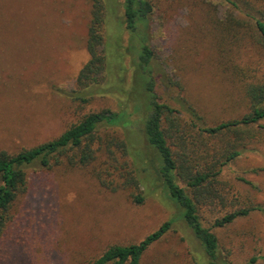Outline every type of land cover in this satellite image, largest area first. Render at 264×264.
Wrapping results in <instances>:
<instances>
[{
  "label": "rangeland",
  "instance_id": "rangeland-1",
  "mask_svg": "<svg viewBox=\"0 0 264 264\" xmlns=\"http://www.w3.org/2000/svg\"><path fill=\"white\" fill-rule=\"evenodd\" d=\"M102 1L112 58L101 86H112V92L82 103L72 94L90 58L93 0H0V150L15 154L58 137L90 112L120 110L124 95L118 88L130 87L135 54L128 51L123 0ZM151 1L159 100L180 111L188 135L194 130L189 108L200 116L198 128L240 118L248 111L242 86L264 74V46L256 40L257 31L238 25L230 15L256 25L264 21V0ZM131 122L128 130L104 129L127 138L145 201L135 203L128 188L106 189L91 166H30L27 189L13 202L2 227L0 264H87L109 246L137 243L169 220L171 229L145 252L141 264H204L197 238L162 191L155 158L139 133L141 118ZM259 132L199 195L178 180L195 197L202 223L219 239L218 264H247L255 256L254 264H264V131ZM188 140L187 152L198 159L194 148L202 152L204 144ZM242 208L251 211L214 226L225 213Z\"/></svg>",
  "mask_w": 264,
  "mask_h": 264
},
{
  "label": "trees",
  "instance_id": "trees-1",
  "mask_svg": "<svg viewBox=\"0 0 264 264\" xmlns=\"http://www.w3.org/2000/svg\"><path fill=\"white\" fill-rule=\"evenodd\" d=\"M123 10L122 23L129 34L128 51L134 53L135 57L131 60L133 73L130 87L125 89L127 91L118 88L124 95L120 110L102 109L90 112L58 137L18 153L0 150V234L13 202L27 189V168L33 165H39L43 169L64 163L71 167H94V175L103 187L114 191L128 188L131 190L132 200L143 203L145 195L141 181L129 161L131 152L127 138L107 133L104 129L106 126L127 129L126 126L134 118H141L139 133L146 151L155 158V171L162 182L164 195L174 204L176 215L182 214L181 217L185 220L183 226L192 230L197 238L204 264H218L219 239L202 223L195 197L178 180L186 182L194 195H199L206 183H210L212 179L215 183L223 167L249 148L259 131H264V74L252 76L242 86V97L247 103L248 111L240 118L198 128L200 116L189 108L192 115L190 125L194 130L188 135V127L181 128L180 111L161 102L156 92L158 80L151 45L154 4L151 0H123ZM230 17L249 31H257L256 40L261 41L258 43L264 46V21L257 20L256 25H252L243 19L232 15ZM105 25V4L102 0H93L87 37L90 58L79 71L77 88L72 94L74 100L82 103L90 101L94 94L112 92V86H101L111 70L112 58L107 50ZM122 69L123 66H119V70ZM136 90L140 91L137 95L139 97L132 98ZM128 91H131V96H127ZM188 139L192 144H204L202 152L194 148L198 159L190 154L193 151L187 152L190 143ZM208 139L210 143H207ZM174 145L178 150L173 149ZM214 183L212 187L215 186ZM212 193L218 195L217 190ZM250 211L242 208L225 213L216 219L214 226L229 224L240 216L248 215ZM172 224V220L165 222L137 243L111 245L87 264H141L145 252L171 229ZM257 260L258 257H252L247 264H254ZM220 263L225 264L222 261Z\"/></svg>",
  "mask_w": 264,
  "mask_h": 264
}]
</instances>
